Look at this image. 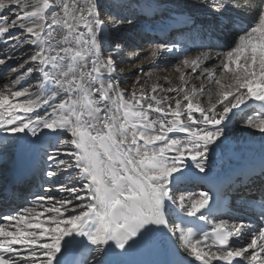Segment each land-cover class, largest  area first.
<instances>
[{
	"label": "snow or ice",
	"instance_id": "1",
	"mask_svg": "<svg viewBox=\"0 0 264 264\" xmlns=\"http://www.w3.org/2000/svg\"><path fill=\"white\" fill-rule=\"evenodd\" d=\"M149 21L167 33L149 68L172 74L141 66L127 83L124 50ZM177 23L198 42L174 39ZM0 45V66L19 61L0 76V199L43 181L0 212V264H264V0H0Z\"/></svg>",
	"mask_w": 264,
	"mask_h": 264
},
{
	"label": "bare ground",
	"instance_id": "2",
	"mask_svg": "<svg viewBox=\"0 0 264 264\" xmlns=\"http://www.w3.org/2000/svg\"><path fill=\"white\" fill-rule=\"evenodd\" d=\"M142 2L145 5L151 4L154 2V0H142ZM179 2L182 5H195L198 0H179ZM244 0H240V3L242 4ZM226 15L232 19L234 17H237L239 15H247V27L250 24H253L255 22L256 13L253 10H247V9H232L229 8ZM180 20L181 18H177ZM196 23L203 25V28L205 29L204 35H210L211 37H217L221 35L220 28L218 25V22L214 18V16L208 12V11H198L196 12ZM151 27H153L152 22L149 21L148 26L146 27L144 23L142 22L140 25L132 29L133 33V42L131 45L127 47V51L124 54V56L121 59L120 62V75H129L131 77H134L136 79L137 75V69H139L141 66H143L144 70L152 71L153 73L160 74V73H167L172 74V69L170 67H165L164 65H161L160 68H149V57H150V51H151V43L153 41H162L164 37L167 35V33L164 32H157V31H151L149 30ZM177 28L183 29L182 34L173 33V38L182 40L187 43H193L198 42L199 37L197 34L190 29H188L183 23H177ZM215 41L221 43V40L216 39ZM4 46L2 45V49ZM11 61V60H9ZM9 61H7L6 65H2L0 67V71L3 72L7 69L9 64ZM12 62V61H11ZM14 62V61H13ZM157 62H159V58L157 59ZM169 63H173L174 61L169 58ZM13 67H18L17 65ZM147 72V71H145ZM3 73H1L2 75ZM131 79V78H130ZM248 138L247 132H241L239 130L234 131V139L243 144ZM261 148L259 141L251 146H249L246 151L234 158L230 165H226V170L230 166L231 168H239L243 166L245 163H247L248 159L251 157H258L260 154ZM9 166H11L12 161L10 160L8 162ZM9 172L6 168V166L3 163H0V187H2L8 179ZM41 184L43 181L39 176L30 178L27 182L21 183L18 185L15 189L11 190L12 192H16L12 195L10 198L0 199V212H7L13 209V205L15 204L14 200L18 194V196L22 195H28L31 197V193L39 190V184ZM22 194V195H21ZM15 208V207H14Z\"/></svg>",
	"mask_w": 264,
	"mask_h": 264
},
{
	"label": "rangeland",
	"instance_id": "3",
	"mask_svg": "<svg viewBox=\"0 0 264 264\" xmlns=\"http://www.w3.org/2000/svg\"><path fill=\"white\" fill-rule=\"evenodd\" d=\"M4 46V45H3ZM0 49H2V45H0ZM126 51H127V47L125 48V50H124V54L126 53ZM6 54H8V53H6V52H0V58H3L4 57V55H6ZM11 55H13V56H19L20 55V53L19 52H16V53H11ZM12 61V60H11ZM11 61H9V64H11L10 66H8L7 67V69L5 70V71H3V72H1L0 71V76H6L7 74H8V70H9V67H13V66H15V65H17L18 66V64H19V61H16V62H11ZM1 67V66H0ZM158 68H160V67H158ZM150 69H152V68H150ZM145 71H148V70H145ZM1 73H3L2 75H1ZM122 77V80L123 81H125V82H127V83H130L131 81H133V80H135L134 79V77H131V76H129V75H124V76H121ZM131 78V79H130ZM40 185V184H39ZM46 186V185H45ZM22 195V194H21ZM12 197V196H11ZM10 198V197H9ZM13 198V197H12ZM31 197H29L28 195H22V196H18V194H17V196H16V198H15V200H14V202H15V204H17V205H13L12 207L14 208V207H17V206H20V205H23L25 202H26V200L27 199H30Z\"/></svg>",
	"mask_w": 264,
	"mask_h": 264
}]
</instances>
